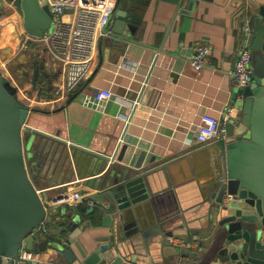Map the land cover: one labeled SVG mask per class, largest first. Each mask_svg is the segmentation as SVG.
<instances>
[{"label":"crops","instance_id":"0c3cea01","mask_svg":"<svg viewBox=\"0 0 264 264\" xmlns=\"http://www.w3.org/2000/svg\"><path fill=\"white\" fill-rule=\"evenodd\" d=\"M189 5V0H116L112 34L100 37L92 72L73 92L63 91L62 68L45 49L34 44L21 48L23 19L10 2L3 5L0 69L8 72L3 75L31 107L26 124L41 132L24 130L30 177L53 208V220L63 218L61 225L68 227L74 216L80 217L77 240L88 256L109 231L103 224L109 212L102 205L107 202L93 197L102 193L101 184L111 172L134 167L142 155L143 167L153 157L152 165H170L174 177L171 186L161 179L154 199L139 210L146 226L173 216L164 230L174 235L163 243L151 242L144 253L153 264L193 260L184 253L183 242L189 251L196 249L191 225L208 212L200 193L221 169L217 139L199 143L196 129L202 114L217 116L226 105L234 106L236 115L238 86L232 72L243 43L251 47L254 31L247 38L245 27L264 0H198L192 9ZM120 21L124 24L117 25ZM116 30L132 34L127 37ZM198 46L209 48L200 70L191 64ZM31 62L40 65L36 82ZM101 88L136 106L96 100ZM73 192L81 194L78 201L52 204ZM44 227L50 232L54 228L47 223ZM36 234L40 239H60L52 233ZM33 253L34 264H85L87 259L80 256V261L69 263L55 245Z\"/></svg>","mask_w":264,"mask_h":264},{"label":"water","instance_id":"95a60500","mask_svg":"<svg viewBox=\"0 0 264 264\" xmlns=\"http://www.w3.org/2000/svg\"><path fill=\"white\" fill-rule=\"evenodd\" d=\"M5 1L21 15L25 33L41 37L52 28V12L46 0H0V16ZM197 2L189 0V9ZM248 26L254 31L250 47L253 80L248 86L238 87L234 95L237 113L227 124L226 136L217 139L221 169L208 180V190L200 193L199 199L208 212L191 225L196 249L189 251V245L183 242L184 253L193 259L188 264H264V5ZM115 32L127 37L132 34L131 30ZM31 64L36 82L40 65ZM31 111L19 98L17 86L0 69V264H12L22 249L45 250L47 245H55L69 263L87 258L85 264H153L144 251L151 242L163 243L174 235L164 230L173 216L161 217L146 226L148 222L139 210L154 199L161 179L172 185V167H155L153 157L151 164L143 167L141 155L134 167H119L110 173L101 184L102 193L93 197L107 202L102 209L109 212L103 217L108 235L99 238L102 243L88 256L77 240L80 217L74 216L68 227L61 225L63 218L53 220V208L30 177L24 130L41 133L26 124ZM45 223L54 226L47 233L60 237L58 241L46 235L40 239L36 234Z\"/></svg>","mask_w":264,"mask_h":264},{"label":"built area","instance_id":"2783aa9c","mask_svg":"<svg viewBox=\"0 0 264 264\" xmlns=\"http://www.w3.org/2000/svg\"><path fill=\"white\" fill-rule=\"evenodd\" d=\"M52 12V28L45 35L38 37L25 33L22 37L21 48L27 50L34 44L56 60L62 68L64 80L63 91L73 92L92 72L93 61L97 53L98 41L103 35L112 34L113 14L116 0H46ZM67 9H72L68 12ZM247 38L251 34L249 26L245 27ZM209 53L207 46H198L191 64L200 70ZM233 77L238 87H245L252 83V52L248 43L240 48L233 69ZM96 100L115 102L125 106H136L124 97L114 95L110 89L101 88L95 93ZM235 111L232 105H226L217 116L204 113L196 129L199 143H206L214 139L223 138L227 133V124ZM129 121V116L120 114ZM125 134L121 136L119 146L124 142ZM81 194L67 193L52 201L54 205L71 204L78 201ZM41 233L49 232L47 228H40ZM33 251L22 249L18 259L12 264H30Z\"/></svg>","mask_w":264,"mask_h":264},{"label":"rangeland","instance_id":"374dc122","mask_svg":"<svg viewBox=\"0 0 264 264\" xmlns=\"http://www.w3.org/2000/svg\"><path fill=\"white\" fill-rule=\"evenodd\" d=\"M3 11H4V9H3V7H2V8H1V14H3ZM1 71H2V73H3V74H6V73H8L7 71L5 72V71H4V70H2V69H1ZM11 75H12V74H11ZM5 76H6V75H5ZM7 76H8V75H7Z\"/></svg>","mask_w":264,"mask_h":264}]
</instances>
